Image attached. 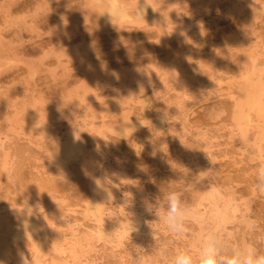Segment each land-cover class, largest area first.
<instances>
[{"label":"rangeland","instance_id":"1","mask_svg":"<svg viewBox=\"0 0 264 264\" xmlns=\"http://www.w3.org/2000/svg\"><path fill=\"white\" fill-rule=\"evenodd\" d=\"M259 163L264 0H0V264L264 250ZM188 183L174 235L147 205Z\"/></svg>","mask_w":264,"mask_h":264},{"label":"clouds","instance_id":"2","mask_svg":"<svg viewBox=\"0 0 264 264\" xmlns=\"http://www.w3.org/2000/svg\"><path fill=\"white\" fill-rule=\"evenodd\" d=\"M254 186L257 191L264 192V163L256 167ZM193 189L195 183H188L182 191L162 194L155 203L147 205V211L162 219L172 234H183L188 230L186 224L192 219L185 196ZM173 264H264V250L251 243H233L219 231L209 230L202 236L195 255L190 250L178 249Z\"/></svg>","mask_w":264,"mask_h":264},{"label":"bare ground","instance_id":"3","mask_svg":"<svg viewBox=\"0 0 264 264\" xmlns=\"http://www.w3.org/2000/svg\"><path fill=\"white\" fill-rule=\"evenodd\" d=\"M116 1H114V3H115ZM116 4H117V2H116ZM112 5H113V1H112ZM117 6V5H116ZM120 6V5H119ZM115 7V5H113V7H111V5H110V7L109 8H114ZM124 7V6H123ZM118 8V7H117ZM114 9H116V8H114ZM122 10L124 9V8H121ZM118 10H120V9H116V11H118ZM111 11H112V9H111ZM120 12V11H119ZM123 12V11H122ZM116 13V12H115ZM76 146H74V148H75ZM69 150V149H68ZM75 150H77V147L75 148ZM74 150V151H75ZM73 150L71 151V152H74ZM70 152V153H71Z\"/></svg>","mask_w":264,"mask_h":264}]
</instances>
